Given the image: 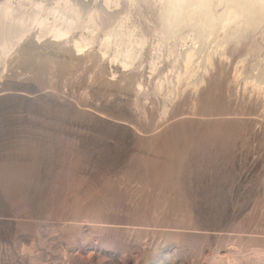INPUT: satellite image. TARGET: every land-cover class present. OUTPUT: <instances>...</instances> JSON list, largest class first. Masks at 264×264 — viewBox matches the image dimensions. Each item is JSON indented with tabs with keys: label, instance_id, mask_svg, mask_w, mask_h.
<instances>
[{
	"label": "rangeland",
	"instance_id": "obj_1",
	"mask_svg": "<svg viewBox=\"0 0 264 264\" xmlns=\"http://www.w3.org/2000/svg\"><path fill=\"white\" fill-rule=\"evenodd\" d=\"M74 1L147 42L127 67L103 31L82 50L30 34L9 54L0 264H264V26L240 44L167 36L157 0ZM192 46L198 73L172 83Z\"/></svg>",
	"mask_w": 264,
	"mask_h": 264
},
{
	"label": "bare ground",
	"instance_id": "obj_2",
	"mask_svg": "<svg viewBox=\"0 0 264 264\" xmlns=\"http://www.w3.org/2000/svg\"><path fill=\"white\" fill-rule=\"evenodd\" d=\"M157 1L160 3L157 11L159 21L157 28L167 36L184 35V32H189V34L192 32L196 39H201L204 34L211 35L214 34L215 29H220L226 40L240 44L264 26V0ZM77 31L81 38L76 37ZM101 31L104 35V39L102 42L100 41L103 53L107 54L109 51H113V58L119 60L126 67L132 66L144 51L147 36L143 32L137 36L135 29H129L124 20L105 30L99 12H90L85 15L84 7L74 0H59L52 6H47L45 2L41 1L0 0V69L8 66L9 54L18 47L19 42L25 36L30 34H37L40 38L51 33L57 38H74V47L82 50L84 47L93 44L97 38V33ZM164 38L166 39V37ZM196 49L195 46H192L184 50L182 58H179V55L178 57L175 56L174 61L182 70L176 75V79L172 83H179L185 78L192 79V76L198 73L194 65L197 63L195 62L196 58L195 61L193 59V54L195 55L193 52ZM206 57H208L205 60H208L209 68L214 57H210V55ZM206 70L202 71L203 74L201 73L204 79ZM176 89L177 86L169 89V95H167L169 99L176 96ZM167 106L168 104L165 105V110H167Z\"/></svg>",
	"mask_w": 264,
	"mask_h": 264
}]
</instances>
